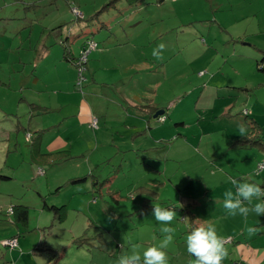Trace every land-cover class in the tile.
Masks as SVG:
<instances>
[{"label":"rangeland","instance_id":"374dc122","mask_svg":"<svg viewBox=\"0 0 264 264\" xmlns=\"http://www.w3.org/2000/svg\"><path fill=\"white\" fill-rule=\"evenodd\" d=\"M109 1L0 0V264H48L43 245L61 250L57 264H116L162 239L154 204L177 212L168 264L195 259L185 243L191 211L224 239V264H264L235 254L240 241L253 255L264 248V215L222 206L235 191L229 177L264 186V149L242 145L255 124L264 138V0ZM90 36L99 47L81 78ZM148 103L165 110L150 127L139 108ZM38 132L43 152L74 158L37 160ZM92 172L106 184L56 192ZM45 202L67 204L68 217L57 221ZM22 203L28 224L12 213ZM14 236L19 245L3 243Z\"/></svg>","mask_w":264,"mask_h":264},{"label":"clouds","instance_id":"9594fccd","mask_svg":"<svg viewBox=\"0 0 264 264\" xmlns=\"http://www.w3.org/2000/svg\"><path fill=\"white\" fill-rule=\"evenodd\" d=\"M164 45L160 44L153 50L157 59L162 58ZM241 133L244 129L241 127ZM235 191L228 189L223 193V208L231 216L237 214L247 218L250 213L257 216L264 215V186L256 181L242 178H228ZM255 201V202H254ZM152 215L162 225L160 233L162 239L159 243L149 245L142 250L133 245L128 252L122 253L116 264H168V248L174 242L176 229L172 222L177 217L175 208L162 207L154 204ZM251 237L257 234L256 226H247L244 230ZM186 248L190 256L195 259L191 264H222L228 255L224 239L218 235L215 226L212 224L200 223L190 229L186 236Z\"/></svg>","mask_w":264,"mask_h":264},{"label":"trees","instance_id":"16d2710c","mask_svg":"<svg viewBox=\"0 0 264 264\" xmlns=\"http://www.w3.org/2000/svg\"><path fill=\"white\" fill-rule=\"evenodd\" d=\"M118 1H120V0H110L104 7H108L110 5L114 6V5H116V3ZM127 1L131 5H137L141 0H127ZM159 1H164V0H159ZM92 38H95V36L88 37V39L86 40L82 49L84 47L88 46V44H89L88 41ZM98 47H99V45H98ZM67 53H68V51H66V54ZM78 71H79V76H80L81 71H80L79 65H78ZM83 71H82V73H83ZM36 106H38V104H36ZM139 108L143 111L144 114L148 115L149 120H151L153 118V115L155 114V112H157L160 109V107L158 105H155L153 103L140 104ZM161 116L162 115H159V117H161ZM149 127H150V123H149ZM259 133H261V127H259V125L255 124V126L253 127V130L250 133V137L247 140H245V143H243L242 145L257 146V147L259 146V147L264 149V138ZM33 151H34V157L37 160L49 161L51 163L57 162L58 160H60V158H62L64 160H69L71 158H74V157L68 158L69 157L68 153L63 152L62 150L57 151V152H47V153L43 152L41 150V148L39 147V145H37V147L34 148ZM42 172H45V170L43 168H42ZM0 176L1 177H8V176L1 175V174H0ZM96 177L97 176L92 172L91 174L69 178V180H67L65 183H63L62 185H60L58 187L56 192L61 191V189L68 184L81 183L84 181H88L90 179L93 180L94 186H98L99 184H102V185L106 184L107 179H105V181L100 182ZM99 189H100V187H99ZM45 208L50 210L54 214V218L59 222L64 221L68 217V214H69V208H68L67 204L59 206V205H55V204L50 205L47 202H45ZM12 213L16 216V221L23 222L24 224H28L29 206L27 204H24V203L16 204L14 206V208H12ZM188 214H189V221L193 224L192 227L200 224V220L198 219L197 215L194 214L193 211L189 212ZM14 237L18 238V240H19V236H14ZM14 237H12V238H14ZM84 244H85V238H81L80 241L77 243L78 246H81ZM7 246H9V245H7ZM38 248L47 251V253H48V264H57L58 260L60 259L61 255H62L61 250H59L58 248L49 246V245L38 246ZM222 264H224V263L222 262Z\"/></svg>","mask_w":264,"mask_h":264},{"label":"crops","instance_id":"0c3cea01","mask_svg":"<svg viewBox=\"0 0 264 264\" xmlns=\"http://www.w3.org/2000/svg\"><path fill=\"white\" fill-rule=\"evenodd\" d=\"M88 38H86L85 40H84V42H83V45L85 44V42H86V40H87ZM83 45H82V47H83ZM145 115H147V114H145ZM94 118H96L97 117V119H98V123H97V126L100 124L99 122H100V118H99V116H93ZM146 117H148V115L146 116ZM146 117H144L143 115L141 116H137V117H135L136 119L133 121V122H131L130 124L131 125H126V127H131L132 126V124H134L135 126L137 125V123L138 122H141L142 121V119L143 118H146ZM151 121H152V119L151 120H149V117L147 118V123L149 124V123H151ZM128 122V121H127ZM39 134V137L37 138V140L34 142V144H33V150H34V148H36L37 147V145H39V147L41 146V144L40 143H38V141H40V142H42V135H43V132H38ZM163 140V137H161V138H157V142H160V141H162ZM41 148V147H40ZM42 150V149H41ZM255 150V149H254ZM43 151V150H42ZM34 152V151H33ZM55 152V151H54ZM57 152V151H56ZM200 217V216H199ZM204 218H201V220H200V223H203V220ZM243 245H246V246H243ZM239 253H241V255L243 256V257H247L248 256V254L249 253H252V256H254V257H256L257 259H260V258H262L263 256H264V248H262V250H258L257 252H256V255H253V248H251V246H249V244L247 243V242H243V241H240V243H237L236 244V247H235V254H236V256H238L239 257Z\"/></svg>","mask_w":264,"mask_h":264},{"label":"built area","instance_id":"2783aa9c","mask_svg":"<svg viewBox=\"0 0 264 264\" xmlns=\"http://www.w3.org/2000/svg\"><path fill=\"white\" fill-rule=\"evenodd\" d=\"M88 46L87 47H84L82 49V52H81V58L80 60L77 61L79 67H80V71H81V78L83 77L82 75V71L85 69V63L87 62V59H88V55L90 53V51L94 48H97L98 45H99V42L95 39V38H92L88 41ZM98 123V119L97 117L94 118V125H97ZM30 137V136H29ZM264 170V162L261 163L259 166H258V172H261ZM4 244L6 245H9V246H12V247H15L19 244V240L18 238L14 237V238H9V239H5L3 241Z\"/></svg>","mask_w":264,"mask_h":264},{"label":"water","instance_id":"95a60500","mask_svg":"<svg viewBox=\"0 0 264 264\" xmlns=\"http://www.w3.org/2000/svg\"><path fill=\"white\" fill-rule=\"evenodd\" d=\"M164 111L165 110H159L158 112H157V114H155L156 116H159V115H161L162 113H164Z\"/></svg>","mask_w":264,"mask_h":264}]
</instances>
